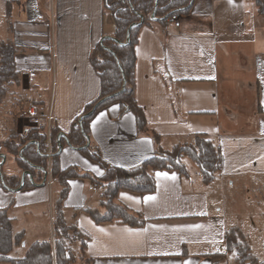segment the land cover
I'll return each instance as SVG.
<instances>
[{
    "label": "crops",
    "instance_id": "1",
    "mask_svg": "<svg viewBox=\"0 0 264 264\" xmlns=\"http://www.w3.org/2000/svg\"><path fill=\"white\" fill-rule=\"evenodd\" d=\"M177 15L178 27L169 20L141 27L135 46V97L159 144L138 136L134 116L120 114L113 104L92 116L89 145L109 166L132 169L158 148L168 151L204 134L219 150L220 170L205 185L197 165L183 157L187 175L151 172L153 193L120 191L116 202L144 221L134 227L96 223L85 211L99 207L100 198L96 201L89 190L96 184L69 180L63 208L73 209L75 220L66 224L75 225L82 235L83 257L91 264H236L226 254L224 241L233 227L248 236L252 253L264 262V222L258 228L261 239L253 243L231 210V199L244 196L246 183L264 182V16L251 0H193L187 12ZM114 30L104 0H0V44L10 42L16 49L15 69L21 78L0 102V172L7 161L14 162L3 150L11 133L24 136L30 129L44 128L50 148L51 130L59 132L56 154L61 169L77 166L96 178L104 174L63 137L99 96L90 54L103 38H113ZM16 102L21 109L33 103L43 119L49 115V131L40 119L21 118ZM45 171L44 185L45 174L37 169L34 174L27 171L30 176L26 174L21 189L0 182V209L7 210L15 233H24L15 228L22 218L16 210L36 217L46 214L40 206L47 204L51 237L32 241L17 258L33 243L54 240L53 203L62 187L53 191L58 182L51 178V168ZM24 172L15 163L2 175L17 177L20 184ZM236 188L239 192H232Z\"/></svg>",
    "mask_w": 264,
    "mask_h": 264
},
{
    "label": "trees",
    "instance_id": "2",
    "mask_svg": "<svg viewBox=\"0 0 264 264\" xmlns=\"http://www.w3.org/2000/svg\"><path fill=\"white\" fill-rule=\"evenodd\" d=\"M251 1L255 5L257 13L264 16V0ZM191 3L192 0H157L155 8V0H104L105 8L113 17L115 27L113 38L119 43L106 38L102 41V44L110 51H106L98 44L90 54L91 65L99 79L100 92L96 100L84 107L81 116L91 111L97 103L102 102L98 104L89 118L82 120L81 125L85 135L79 127L81 116L71 126L67 134L71 146L76 148L85 146V136L88 137L89 135L88 127L92 116L97 111L113 104L118 106L120 114L131 113L134 116L138 136L150 137L155 145L159 144V135L148 125L144 111L135 97V46L137 44V34L141 27L151 23L165 25L171 15L187 12ZM154 9L157 20L152 21L150 17ZM141 19H143L142 24L131 29L129 42L126 43L128 27L133 23H138ZM11 29V25H9V30ZM15 54L16 49L12 43L0 44V102L8 94L10 86L18 87L20 85V74L16 71L14 63ZM123 81H125V87L121 91ZM58 134L57 129H52L49 136L51 144V178L56 180L62 187L55 205L54 242L53 244L50 242H36L28 248L24 257L12 256L14 248L23 242L24 233H15L12 220L7 215V210L0 209V263L91 264V259L83 257L85 241L82 235L75 225H67L63 216V202L68 193V181L71 179H88L103 188L99 207L97 209H85L96 223L121 222L134 227L143 225L144 221L138 213L116 202L120 191H129L140 196L153 193L155 191V180L151 172L168 170L176 171L180 175H187L185 166L182 163L183 157L189 158L197 165L202 182L205 185L214 180L221 167L219 150L212 141L204 134H195L191 142L175 145L168 151L158 148L152 157L145 159L139 166L132 169L109 166L100 159L93 147L89 145L81 150L82 153L104 170V174L96 178L77 166H68L65 169L59 167L58 155L56 154V137ZM47 138L44 128L30 129L24 136L12 132L3 143V150L20 169L34 174L36 169L30 167L28 163L44 170L48 168L45 146ZM31 142L37 143L39 154L36 151V146L30 144ZM17 180V177H3L5 186L9 188H17L19 186ZM224 241L226 254L232 257L236 264H264L252 253L248 236L238 227L230 228L225 233ZM77 243L79 244L78 256L73 255L70 251L71 245ZM220 260L224 261V256H221Z\"/></svg>",
    "mask_w": 264,
    "mask_h": 264
},
{
    "label": "rangeland",
    "instance_id": "3",
    "mask_svg": "<svg viewBox=\"0 0 264 264\" xmlns=\"http://www.w3.org/2000/svg\"><path fill=\"white\" fill-rule=\"evenodd\" d=\"M20 83H21V78H20ZM11 87L13 86H10L8 88V92ZM13 106L15 107L16 111L21 109L20 108L21 105L20 104L18 105L17 102ZM14 164H15L14 162L10 164L9 161H7L6 165L3 167L2 172H0V174L2 175L3 173L9 171L11 168H13ZM242 186L243 184L239 186L240 189H242ZM52 187L54 191L57 187H61V186L60 184L55 183ZM1 189L3 188L0 187V190ZM244 189L246 193H244L243 197L239 193L238 197L236 196L235 199H231L232 202L234 201L233 204L231 205L232 206L231 210L235 215L237 224L244 228V231L247 234H249L251 241L255 243L257 239H261L260 238L261 235L258 234L260 232L258 228L260 227V224L262 225L264 222V182L257 181L253 184L246 183ZM232 192L238 193L239 190L236 188ZM101 193L102 191L99 190L97 192L91 193V195L97 201L100 198ZM54 206H55V202L53 203V208ZM40 207H41V211L45 212L46 214L44 215L40 214L36 217H32L28 213H25L26 210L24 209L16 210L21 213L22 218L18 220V222L15 224V228H19L24 231V240L21 243V245L14 248L12 252V256L15 257L22 256L25 252V249L32 241L48 240L51 237V226L50 223L47 221V204L41 205ZM62 211L66 223H72L75 220V217L73 216L74 213L73 209L64 210V208H62ZM78 245L76 244L71 245L70 251L73 255L78 256L77 253Z\"/></svg>",
    "mask_w": 264,
    "mask_h": 264
},
{
    "label": "water",
    "instance_id": "4",
    "mask_svg": "<svg viewBox=\"0 0 264 264\" xmlns=\"http://www.w3.org/2000/svg\"><path fill=\"white\" fill-rule=\"evenodd\" d=\"M192 1H193V0H192ZM156 5H157V0H155V8H156ZM150 19H151L152 21L157 20L156 17H155V9H154V11H153L152 14H151ZM142 22H143V19H141L138 23H133V24H131V25L128 27V29H127V31H126V36H127V42H126V43L129 42V35H130V31H131V29H132L133 27H138V26H140V25L142 24ZM106 38H107V37L103 38V40L106 39ZM110 39H112V40H114L115 42L119 43V42H118L117 40H115L114 38H110ZM126 43H124V44H126ZM100 45H101L106 51H110L108 48H106V47L103 46L102 42L100 43ZM112 54H113V53H112ZM119 68H120V66H119ZM120 70H121V68H120ZM124 87H125V81H123L121 91H123ZM108 98H110V97H108ZM101 102H102V101H100L99 103H97V104L92 108L91 111H89L88 113L82 115V116L79 118V127H80V130H81L82 133H83V129H82V125H81L82 120H84V119H86V118H89V117L94 113V111H95V109L97 108L98 104H100ZM83 135H85V134L83 133ZM60 137H61V135L58 137V141H59V138H60ZM62 137H63V136H62ZM85 137H86V144H85V146L80 147V148H77L78 150L85 149L86 147L89 146L88 137H87V136H85ZM63 138L65 139L66 144H67L70 148H73V147L71 146V144L69 143L68 139L65 138V137H63ZM30 144H34V145L36 146V151H37V153L39 154V147H38L37 143H35V142H31ZM60 148H61V145H60ZM21 152H22V150L20 151V155H21ZM27 163H28V162H27ZM28 165H29L30 167H33V168H35V169H37V170H41V171L44 172L45 177H44L43 182L41 183V185H44L45 182H46V178H47L46 171H45L43 168L38 167V166H34V165L30 164V163H28ZM26 174L30 176V173L27 172V171H25V172L22 174L18 189L23 188ZM0 182H1V184H2L5 188H7V187L4 185L3 176H2L1 174H0ZM31 184H32V185H35V183H34L33 181L31 182Z\"/></svg>",
    "mask_w": 264,
    "mask_h": 264
},
{
    "label": "built area",
    "instance_id": "5",
    "mask_svg": "<svg viewBox=\"0 0 264 264\" xmlns=\"http://www.w3.org/2000/svg\"><path fill=\"white\" fill-rule=\"evenodd\" d=\"M168 20L172 22L175 27L179 26L178 15H171ZM20 117L23 119H29V120H39L40 119L45 124V127H47L48 131L50 129L52 118L49 115L45 119L39 117L35 105H33V103L31 102L25 103L23 109L20 111ZM45 146H46V154L48 158L47 170L50 172L51 148L49 146V143L45 144ZM89 190L91 192H96L97 187L93 185L89 188ZM214 252L216 254L221 253L219 249H215Z\"/></svg>",
    "mask_w": 264,
    "mask_h": 264
}]
</instances>
